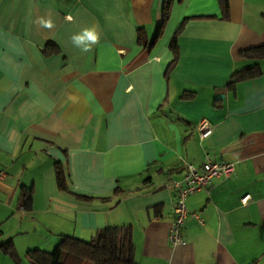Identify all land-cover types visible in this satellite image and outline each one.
<instances>
[{
    "label": "crops",
    "instance_id": "1",
    "mask_svg": "<svg viewBox=\"0 0 264 264\" xmlns=\"http://www.w3.org/2000/svg\"><path fill=\"white\" fill-rule=\"evenodd\" d=\"M226 1L174 0L163 26L165 0H0V264L108 227L133 229L139 264H264V59L241 55L264 47V0ZM207 154L235 173L187 200L173 247L171 182Z\"/></svg>",
    "mask_w": 264,
    "mask_h": 264
},
{
    "label": "trees",
    "instance_id": "2",
    "mask_svg": "<svg viewBox=\"0 0 264 264\" xmlns=\"http://www.w3.org/2000/svg\"><path fill=\"white\" fill-rule=\"evenodd\" d=\"M174 0H165L163 26L169 20L171 7ZM223 12H226L227 1L218 0ZM160 29L159 37L163 31ZM178 35H175L172 42V49L178 52ZM242 57L247 59H264V47L254 48L242 51ZM175 64L173 63L172 66ZM171 68L168 70L171 71ZM253 70L237 73L233 77V84L243 82L257 77L259 74L253 73ZM232 84V83H231ZM57 179L59 187H66V174L61 164H57ZM24 207L28 208L32 197L26 194ZM132 228L108 227L99 230L95 236L89 240L77 238H63L59 245L51 252L34 250L31 253V264H139L136 257V244L134 241ZM5 254L13 258H18L16 250L10 243L3 246ZM15 251V252H14Z\"/></svg>",
    "mask_w": 264,
    "mask_h": 264
},
{
    "label": "built area",
    "instance_id": "3",
    "mask_svg": "<svg viewBox=\"0 0 264 264\" xmlns=\"http://www.w3.org/2000/svg\"><path fill=\"white\" fill-rule=\"evenodd\" d=\"M212 124L203 119L198 125V131L201 141L208 140L213 132ZM204 164L199 168L194 164H188L186 169V177L184 181H173L172 187L176 190V220L170 230L169 241L173 247L185 245L186 241L182 237V228L189 218L199 220L197 214L189 212L187 200L194 194L201 193L203 190H209L213 186V180L217 178L230 179L235 173L234 163H218L215 162L208 154L205 155ZM4 175V172L0 174ZM253 201L252 196L246 195L242 198V206H248Z\"/></svg>",
    "mask_w": 264,
    "mask_h": 264
},
{
    "label": "clouds",
    "instance_id": "4",
    "mask_svg": "<svg viewBox=\"0 0 264 264\" xmlns=\"http://www.w3.org/2000/svg\"><path fill=\"white\" fill-rule=\"evenodd\" d=\"M67 19L71 20V16H68ZM36 23L45 29H52L54 27L53 20L49 18L39 17L36 20ZM101 38V34L95 27H89L83 29V31L73 34L70 37L71 43L73 46L79 48L83 52H87L91 47L96 44Z\"/></svg>",
    "mask_w": 264,
    "mask_h": 264
},
{
    "label": "rangeland",
    "instance_id": "5",
    "mask_svg": "<svg viewBox=\"0 0 264 264\" xmlns=\"http://www.w3.org/2000/svg\"><path fill=\"white\" fill-rule=\"evenodd\" d=\"M15 252V251H14ZM16 253V252H15ZM25 264H27V261H26V263Z\"/></svg>",
    "mask_w": 264,
    "mask_h": 264
}]
</instances>
